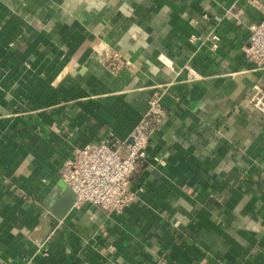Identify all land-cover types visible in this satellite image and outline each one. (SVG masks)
<instances>
[{"label": "crops", "instance_id": "obj_1", "mask_svg": "<svg viewBox=\"0 0 264 264\" xmlns=\"http://www.w3.org/2000/svg\"><path fill=\"white\" fill-rule=\"evenodd\" d=\"M261 5L0 0V264H264V69L244 53ZM154 96L135 199L76 207L63 161L127 137Z\"/></svg>", "mask_w": 264, "mask_h": 264}, {"label": "built area", "instance_id": "obj_2", "mask_svg": "<svg viewBox=\"0 0 264 264\" xmlns=\"http://www.w3.org/2000/svg\"><path fill=\"white\" fill-rule=\"evenodd\" d=\"M261 13L262 18L250 27L249 43L244 48L245 56L257 70L264 69L263 5ZM100 59L113 71L128 65L126 59L111 49H106ZM248 102L264 110L259 97L252 96ZM164 116L165 109L159 97L154 96L127 137L109 133L99 141L73 148L71 156L59 169V177L62 184L74 192L76 207L89 204L97 209L121 212L131 204L136 192L130 188V176L147 160L149 137Z\"/></svg>", "mask_w": 264, "mask_h": 264}]
</instances>
